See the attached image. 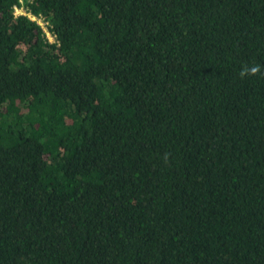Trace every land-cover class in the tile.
Masks as SVG:
<instances>
[{"label": "trees", "instance_id": "16d2710c", "mask_svg": "<svg viewBox=\"0 0 264 264\" xmlns=\"http://www.w3.org/2000/svg\"><path fill=\"white\" fill-rule=\"evenodd\" d=\"M23 1L0 264H264V0Z\"/></svg>", "mask_w": 264, "mask_h": 264}, {"label": "built area", "instance_id": "2783aa9c", "mask_svg": "<svg viewBox=\"0 0 264 264\" xmlns=\"http://www.w3.org/2000/svg\"><path fill=\"white\" fill-rule=\"evenodd\" d=\"M15 14L17 16H27L32 21L36 22L39 26H41L43 32L45 33L46 38L49 40L50 43L56 42V36L51 32L50 25L47 21L44 20L42 16H35L33 15L24 5V1L21 0V6L15 7Z\"/></svg>", "mask_w": 264, "mask_h": 264}, {"label": "clouds", "instance_id": "9594fccd", "mask_svg": "<svg viewBox=\"0 0 264 264\" xmlns=\"http://www.w3.org/2000/svg\"><path fill=\"white\" fill-rule=\"evenodd\" d=\"M258 70H259L258 67H253V68L251 69V72H252V73H255V72H257ZM242 75H243V73H242Z\"/></svg>", "mask_w": 264, "mask_h": 264}]
</instances>
